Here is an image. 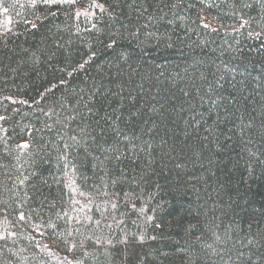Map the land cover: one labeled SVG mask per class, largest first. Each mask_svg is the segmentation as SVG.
<instances>
[{
    "label": "trees",
    "instance_id": "trees-1",
    "mask_svg": "<svg viewBox=\"0 0 264 264\" xmlns=\"http://www.w3.org/2000/svg\"><path fill=\"white\" fill-rule=\"evenodd\" d=\"M0 264H264V0H0Z\"/></svg>",
    "mask_w": 264,
    "mask_h": 264
},
{
    "label": "snow or ice",
    "instance_id": "snow-or-ice-1",
    "mask_svg": "<svg viewBox=\"0 0 264 264\" xmlns=\"http://www.w3.org/2000/svg\"><path fill=\"white\" fill-rule=\"evenodd\" d=\"M25 147H27V145H24Z\"/></svg>",
    "mask_w": 264,
    "mask_h": 264
}]
</instances>
